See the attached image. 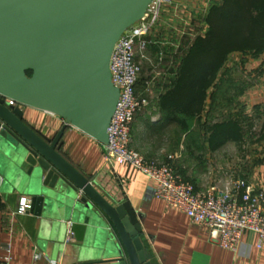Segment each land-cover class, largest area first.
Here are the masks:
<instances>
[{
  "label": "crops",
  "instance_id": "0c3cea01",
  "mask_svg": "<svg viewBox=\"0 0 264 264\" xmlns=\"http://www.w3.org/2000/svg\"><path fill=\"white\" fill-rule=\"evenodd\" d=\"M220 1L174 0L170 6L171 16L183 21L203 16L205 21L210 6ZM185 53L168 78L161 81L160 91L145 96L150 105L136 117L132 147L145 158L161 163L168 161L169 155H175V169L198 189L206 185L205 173L209 166L216 169L219 179L227 173L242 170L249 173L256 186L264 187V153L250 155L247 157L250 166L246 162L244 167H239L237 161L241 147L237 143L227 142L211 150L207 129L196 131L193 126L197 133L194 138L176 123H166L159 113L160 97L174 85ZM244 66L247 79L237 84L239 88L233 109L242 108L249 115V112L253 114L264 107V53L259 56L233 53L222 70ZM217 83L209 90L204 112L196 121L207 117ZM220 97L217 94L216 102L221 100ZM21 109L28 123L50 136L64 126V120L50 112L25 106ZM212 113L209 116L213 117ZM63 140L62 154L90 177L108 201L115 205L130 203L143 230L142 241L151 255L148 264H264V247L258 245V234L246 232L238 251L223 248L211 239L208 228L194 223L188 215L155 197L152 194L154 181L147 175L128 166L105 163L103 144L72 126L65 131ZM28 172L29 165L21 162L9 146L0 144V175L3 177L0 186V259L10 256L11 264H99L105 256L104 245L109 231L113 232L107 219V224L95 223L86 239L79 241L70 231L72 205L66 195L51 199L40 215L31 210L16 214L22 198L32 199L35 181ZM36 254L38 259H35Z\"/></svg>",
  "mask_w": 264,
  "mask_h": 264
},
{
  "label": "water",
  "instance_id": "95a60500",
  "mask_svg": "<svg viewBox=\"0 0 264 264\" xmlns=\"http://www.w3.org/2000/svg\"><path fill=\"white\" fill-rule=\"evenodd\" d=\"M152 2L0 0V144L29 165L33 213L40 215L51 199L66 195L77 240L84 241L98 221L112 224L99 264H148L151 255L130 203L108 201L62 154L63 136L72 126L109 144L121 95L112 80L111 57ZM20 106L55 114L64 126L50 136L28 123Z\"/></svg>",
  "mask_w": 264,
  "mask_h": 264
},
{
  "label": "built area",
  "instance_id": "2783aa9c",
  "mask_svg": "<svg viewBox=\"0 0 264 264\" xmlns=\"http://www.w3.org/2000/svg\"><path fill=\"white\" fill-rule=\"evenodd\" d=\"M173 3L174 0H153L145 16L122 35L114 48L110 69L121 95L108 130L109 144L104 145V161L147 175L154 181L152 194L155 197L188 215L194 223L208 228L211 239L223 248L238 251L246 232L258 234V245L263 248L264 187L256 186L249 173L234 171L219 179L216 169L209 166L205 173L206 185L198 189L175 169V155H169L168 161L161 163L145 158L132 147L136 117L150 105L147 97L141 98L137 93L140 61L148 57L152 33L162 11ZM8 101L18 105L14 100ZM2 182L0 175V186ZM30 210L31 200L22 198L16 214H26ZM38 258L36 254L35 259ZM0 264H11V257L0 259Z\"/></svg>",
  "mask_w": 264,
  "mask_h": 264
},
{
  "label": "trees",
  "instance_id": "16d2710c",
  "mask_svg": "<svg viewBox=\"0 0 264 264\" xmlns=\"http://www.w3.org/2000/svg\"><path fill=\"white\" fill-rule=\"evenodd\" d=\"M207 29L189 45L174 85L162 94L158 111L166 123H176L188 136L196 137L193 126L204 112L209 90L215 86L219 74L233 53H264V0H221L210 6L205 17ZM232 114L207 126L211 150L227 142L240 147L254 132L255 123L249 115ZM193 141V140H192Z\"/></svg>",
  "mask_w": 264,
  "mask_h": 264
},
{
  "label": "rangeland",
  "instance_id": "374dc122",
  "mask_svg": "<svg viewBox=\"0 0 264 264\" xmlns=\"http://www.w3.org/2000/svg\"><path fill=\"white\" fill-rule=\"evenodd\" d=\"M172 16L170 6L165 7L160 21L157 22L153 30L148 57L140 61L141 71L137 93L141 98L150 96L151 94L155 95L160 91L159 85H161V81L168 78L169 72H173L174 66L178 63L182 54L186 52L191 40L194 39L193 37L205 33L207 29L203 16L186 21L180 20L177 17L173 18ZM245 66L242 68L238 67L239 69L228 67L222 70L221 74H219L216 90L212 92V102L210 103L209 112H213L212 115L214 116H209L211 113L209 114L208 112L205 119L202 118L196 121L194 125L196 131L207 129L209 123L215 120H224L232 114L241 112L245 114L244 117H247L248 114L242 108H239L237 111L233 109L235 106L233 100L237 96V89L239 88L237 84L243 83L247 79L246 74L248 73ZM217 94L221 96L219 102L215 100ZM146 109L147 107L143 108L139 113H142ZM249 113V119H252L255 123L254 132L261 133L264 122V107L253 114L252 112ZM257 138L258 135L253 137V139L248 138L243 142L239 150L237 166L244 167L246 162L250 166L251 161L247 157L252 154L255 156L258 153H264V140L259 142ZM208 164L207 162V166H209Z\"/></svg>",
  "mask_w": 264,
  "mask_h": 264
}]
</instances>
